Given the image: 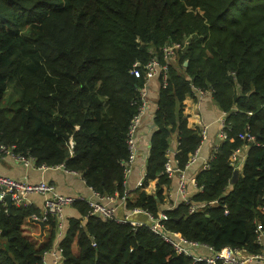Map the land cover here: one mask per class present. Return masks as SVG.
Listing matches in <instances>:
<instances>
[{
  "label": "trees",
  "instance_id": "obj_1",
  "mask_svg": "<svg viewBox=\"0 0 264 264\" xmlns=\"http://www.w3.org/2000/svg\"><path fill=\"white\" fill-rule=\"evenodd\" d=\"M181 45L168 63L152 121L145 176L127 190L129 128L140 106L145 66L166 63L164 48ZM188 62V65H185ZM135 64L137 66L135 67ZM137 73H136V72ZM210 92L229 124L227 140L200 170L189 211L167 207L164 187L185 171L202 143L188 128L184 101ZM249 133L248 142L239 137ZM177 136L173 176L166 173ZM0 136L37 166H63L103 197L127 194V210L164 212L171 233L258 254L264 227V0H0ZM248 148L235 184L231 156ZM156 181L157 190L144 189ZM138 193V194H136ZM136 194V195H135ZM65 216L63 264L194 263L141 226L91 215L75 201ZM38 208L0 204V264H44L57 240L55 216L41 226ZM217 264H223L219 261Z\"/></svg>",
  "mask_w": 264,
  "mask_h": 264
},
{
  "label": "built area",
  "instance_id": "obj_2",
  "mask_svg": "<svg viewBox=\"0 0 264 264\" xmlns=\"http://www.w3.org/2000/svg\"><path fill=\"white\" fill-rule=\"evenodd\" d=\"M181 45L175 44L172 46H167L164 48V57L166 63H162L158 57L152 58L147 65L145 66V79L143 83V87L140 89V106L138 109L137 115L133 118L130 128H129V139L128 146L130 150V157L126 164V176L128 177L132 172V167L136 158V143L135 137L136 134L142 125V121L144 116L147 113L149 103H150V83L153 80H159L161 87L167 85V70L168 63L175 58L176 50L180 49ZM137 64H135V67ZM136 72V71H135ZM137 73V72H136ZM200 96H204L207 92L196 91ZM229 124L226 119V115L222 120V127L220 132L221 140H227ZM207 135V128L204 127L201 130L202 142L205 140ZM239 137L248 142H254L255 137L250 135L249 133L241 134ZM202 144V143H201ZM201 146V145H200ZM199 146V148H200ZM198 148V149H199ZM197 151L191 156L189 160V164H192L197 155ZM242 148L237 149L233 155L231 156V162L234 165L235 169L239 171L242 169L238 164L237 157L241 152ZM6 155L12 156L17 161L23 163V165L27 168H35L38 170H47V169H62L65 170L63 166L56 167H46V166H37L34 157L25 156L22 154H18L15 152V146L5 145L1 141L0 136V162L5 158ZM245 162V161H244ZM188 164V165H189ZM175 161L172 162L168 160L166 163V173L169 176H173L177 171L175 169ZM188 167V166H187ZM208 167V164L205 166V169ZM66 171V170H65ZM68 172V171H66ZM75 174V173H74ZM180 181L178 192L182 196V199L189 204V211L191 213L197 212L200 207L216 206L218 205L217 201L210 202L208 204H202L201 206L190 203V198L187 196L186 191V178L184 176V172H180ZM143 179V178H142ZM143 181V180H142ZM142 181L139 183V186L142 185ZM197 186V184H196ZM198 189L201 190L197 186ZM93 198L86 199L83 196H68L59 194L55 185L47 182L40 181L37 183H30L27 181H22L18 179H13L11 177H7L0 174V204L7 205L6 197L8 195L12 196V203L19 207H26L27 198L29 195H42L44 196L43 210L39 217H35L37 221L46 222L49 220L50 216H55L58 221V229H57V240L53 248L43 255L44 264H63L64 263V255L61 248H59V239L63 235L64 228V211L66 207L71 206L75 201H85L89 207L91 208V215L101 217L103 219H113L120 222H130L133 226H141L144 223L140 221H136L133 219L134 216L143 215L149 221V227L152 232L156 235H159L166 242L170 243L175 251L179 255H185L187 257H191L194 263L205 262L207 264H217L221 261L223 264H254V262H264V227L259 225L257 227V240L262 245V251L258 254H248L243 250H233L231 248H225L221 252L216 253L214 249L205 243H200L196 241H191L178 235L177 233H171L166 227L165 222L168 220V216L161 212L157 215V217L153 216L147 211H144L139 208H135L131 210L128 215L123 218H119L117 209L119 205H124L127 200V194L122 196L121 198L118 196H107L103 197L98 193L94 192L92 189ZM261 211L264 212V207L261 208Z\"/></svg>",
  "mask_w": 264,
  "mask_h": 264
},
{
  "label": "crops",
  "instance_id": "obj_3",
  "mask_svg": "<svg viewBox=\"0 0 264 264\" xmlns=\"http://www.w3.org/2000/svg\"><path fill=\"white\" fill-rule=\"evenodd\" d=\"M161 84L159 80H153L150 83V103L146 115L143 118L142 125L140 126L136 137V158L132 167V172L127 177V190L133 192L137 190L139 183L145 176V169L147 159L150 151V137L152 135V121L155 111L158 109L157 100ZM184 116L187 119L188 128L191 130H201L206 127L207 135L205 140L202 142L198 149L196 159L192 164H189L187 169L184 171L186 178V191L187 196L191 198L198 188L196 186L195 177L197 173L205 168L212 158L213 151L218 148L221 143L220 132L222 127V120L225 113L218 107L214 102L212 94L207 92L203 97L195 93L194 96H187L184 101ZM171 150L168 153L169 160L175 161V150L177 149V136L176 134L171 137ZM248 148L243 147L239 153L238 164L241 166L247 157ZM243 166V165H242ZM243 168V167H241ZM241 172V169H239ZM0 174L27 181L30 183H37L40 181H47L55 185L59 194L68 196H83L88 199L93 198L91 189L85 184L78 174L66 172L62 169H47L38 170L35 168H27L23 163L17 161L10 155H6L5 158L0 162ZM180 176H176L173 179L171 186L164 187L165 205L173 207L174 205L181 202L182 196L178 192ZM156 181H152L144 189L148 195H153L156 190ZM138 194V193H136ZM135 194V195H136ZM44 196L42 195H29L27 198L28 206L38 208L40 211L43 210ZM130 210H127L124 205H119L117 213L119 218H123L128 215ZM65 216L72 215L73 209L71 207L65 208ZM136 221H146L148 219L143 215L134 216ZM254 264H264V262H254Z\"/></svg>",
  "mask_w": 264,
  "mask_h": 264
},
{
  "label": "water",
  "instance_id": "obj_4",
  "mask_svg": "<svg viewBox=\"0 0 264 264\" xmlns=\"http://www.w3.org/2000/svg\"><path fill=\"white\" fill-rule=\"evenodd\" d=\"M185 65L187 66V65H188V62H185ZM239 175H240V172H239L238 170H235V171H234V175H233V177H232V179H231V181H230V183H231L232 185L235 184V182L238 180ZM6 202H7V206H8V208L10 209V208L12 207V205H13V203H12V196H11V195H8V196L6 197ZM38 223H39L41 226L44 225V223L41 222V221H38Z\"/></svg>",
  "mask_w": 264,
  "mask_h": 264
},
{
  "label": "bare ground",
  "instance_id": "obj_5",
  "mask_svg": "<svg viewBox=\"0 0 264 264\" xmlns=\"http://www.w3.org/2000/svg\"><path fill=\"white\" fill-rule=\"evenodd\" d=\"M143 182V181H142ZM139 187V186H138ZM86 199H88V198H86ZM78 201H80V200H78ZM82 202H85V201H82Z\"/></svg>",
  "mask_w": 264,
  "mask_h": 264
}]
</instances>
